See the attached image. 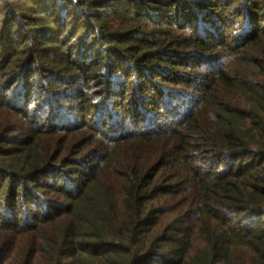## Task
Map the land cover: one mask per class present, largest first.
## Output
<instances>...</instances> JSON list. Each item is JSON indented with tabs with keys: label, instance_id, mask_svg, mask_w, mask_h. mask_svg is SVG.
I'll list each match as a JSON object with an SVG mask.
<instances>
[{
	"label": "trees",
	"instance_id": "trees-1",
	"mask_svg": "<svg viewBox=\"0 0 264 264\" xmlns=\"http://www.w3.org/2000/svg\"><path fill=\"white\" fill-rule=\"evenodd\" d=\"M0 264H264V0H0Z\"/></svg>",
	"mask_w": 264,
	"mask_h": 264
}]
</instances>
